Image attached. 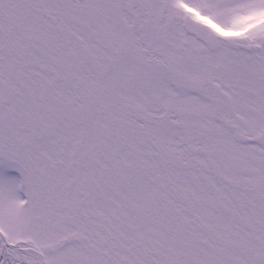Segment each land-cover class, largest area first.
<instances>
[{
	"label": "snow or ice",
	"instance_id": "1",
	"mask_svg": "<svg viewBox=\"0 0 264 264\" xmlns=\"http://www.w3.org/2000/svg\"><path fill=\"white\" fill-rule=\"evenodd\" d=\"M0 264H264V0H0Z\"/></svg>",
	"mask_w": 264,
	"mask_h": 264
}]
</instances>
